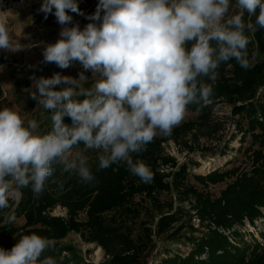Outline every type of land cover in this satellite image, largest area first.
<instances>
[{
  "label": "clouds",
  "instance_id": "1",
  "mask_svg": "<svg viewBox=\"0 0 264 264\" xmlns=\"http://www.w3.org/2000/svg\"><path fill=\"white\" fill-rule=\"evenodd\" d=\"M38 11L61 26L42 62L60 69L78 62L82 71L78 78L29 77L25 91L50 113L47 131L15 107L0 109V211L9 209L7 223L16 220L10 201L27 188L40 199L57 165L94 184L89 151L97 153V172L120 165L151 183L140 154L157 136H169L190 106L209 102L222 64L254 66L249 45L264 29V0H98L82 29L69 14L84 15L77 0H42ZM23 48L0 23V50ZM85 72L92 74L89 87ZM54 248L53 239L25 234L10 250L0 248V264H59L43 255Z\"/></svg>",
  "mask_w": 264,
  "mask_h": 264
},
{
  "label": "trees",
  "instance_id": "2",
  "mask_svg": "<svg viewBox=\"0 0 264 264\" xmlns=\"http://www.w3.org/2000/svg\"><path fill=\"white\" fill-rule=\"evenodd\" d=\"M249 53L254 66L248 70L234 60L220 66L209 102L189 107L198 120L173 128L169 136H157L140 154L153 173L151 183L141 182L120 165L97 172V153L89 151L96 182L83 184L55 166L40 199L27 188L18 201H10L21 223H7L9 209L0 211V248L10 250L22 235L36 233L55 241V248L43 255L56 257L59 264H95L62 242L73 231L104 250L100 264H264V229H258L259 237L247 229L264 219V29L252 37ZM221 103L230 104L239 117L240 164L191 172L188 162L179 163L166 153L164 143L179 141L189 132L198 137L197 123L204 126ZM247 138L249 143L242 147ZM218 184H224L218 194L209 190ZM141 201L149 204V219L141 222L138 234L133 222L144 214ZM57 206L65 208L67 216L52 214ZM154 236L186 249L166 247L148 261L157 246Z\"/></svg>",
  "mask_w": 264,
  "mask_h": 264
},
{
  "label": "rangeland",
  "instance_id": "3",
  "mask_svg": "<svg viewBox=\"0 0 264 264\" xmlns=\"http://www.w3.org/2000/svg\"><path fill=\"white\" fill-rule=\"evenodd\" d=\"M77 2L84 15L69 14L73 16L72 23H78L82 29L90 22L86 17L95 12L98 0H77ZM41 4L42 0H0V23L4 24L24 46L23 50L15 53L0 50V66H2L0 67V109L15 107L27 119H36L40 123V127L51 125L50 113L37 106L36 101L32 100L29 93L25 91V89L31 88L32 81L29 77L34 74L37 78L40 76L47 78L54 73H60L78 78L79 72L82 71V66L78 62L67 69H60L54 63L45 64L42 62L44 47L49 43L56 42L61 26L56 22L53 14H49L45 19L44 14L38 11ZM85 75L90 78L85 84V87H89L92 83V74L85 72ZM61 87L63 85L57 86L55 90H60ZM190 120H198V114L188 110L179 125ZM238 120L239 117L232 114L231 105L221 103L212 110L211 118L204 126L197 123L198 137L194 135V132H189L182 135L179 141L165 142V151L175 157L179 163L188 162L189 171L194 173H208L216 167L224 169L234 164L238 165L242 159V150H238L241 145ZM65 123L71 124V120L69 119ZM249 140L250 138H247L242 147L246 146ZM79 150L81 149H73V151ZM90 152L86 154L89 155ZM228 160L233 162L227 166ZM223 186L224 184L210 186L209 190L218 194ZM163 198L165 197L163 196ZM19 199L20 194L15 200ZM141 202L145 207L144 214L133 222L135 233L138 234L142 233L141 222L149 219L148 213H146L149 204L145 201ZM52 214L67 216V210L57 206ZM83 217L82 215L81 218ZM22 221V218L16 220L17 223ZM256 223V228L247 225V229L254 231V234L259 237L258 229H264V219L258 220ZM154 238L157 246L151 252L148 261L157 257L166 247L179 251L186 249L182 244L165 243L155 236ZM62 242L74 246L78 254L95 264H100L105 258V252L101 247L85 242L79 233L70 232Z\"/></svg>",
  "mask_w": 264,
  "mask_h": 264
}]
</instances>
